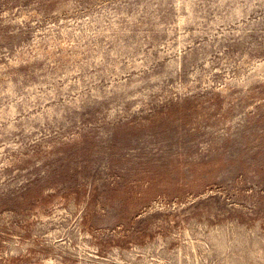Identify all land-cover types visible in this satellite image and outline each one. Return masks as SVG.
Instances as JSON below:
<instances>
[{
	"label": "rangeland",
	"instance_id": "rangeland-1",
	"mask_svg": "<svg viewBox=\"0 0 264 264\" xmlns=\"http://www.w3.org/2000/svg\"><path fill=\"white\" fill-rule=\"evenodd\" d=\"M0 264H264V0H0Z\"/></svg>",
	"mask_w": 264,
	"mask_h": 264
}]
</instances>
